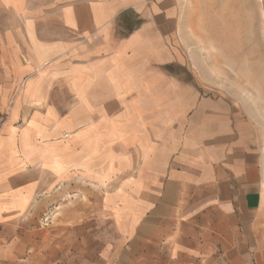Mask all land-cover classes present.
<instances>
[{
    "label": "crops",
    "instance_id": "0c3cea01",
    "mask_svg": "<svg viewBox=\"0 0 264 264\" xmlns=\"http://www.w3.org/2000/svg\"><path fill=\"white\" fill-rule=\"evenodd\" d=\"M239 3L200 5L198 43L239 44ZM0 14V264H46L62 230L38 221L64 202L154 264H264V123L232 95V58L191 52L179 0Z\"/></svg>",
    "mask_w": 264,
    "mask_h": 264
},
{
    "label": "rangeland",
    "instance_id": "374dc122",
    "mask_svg": "<svg viewBox=\"0 0 264 264\" xmlns=\"http://www.w3.org/2000/svg\"><path fill=\"white\" fill-rule=\"evenodd\" d=\"M206 1L210 5L216 0ZM179 2L182 18L186 22L192 20L196 27L190 40L191 52L196 56L201 53L207 58L215 59L212 64L218 63L223 70H228V62L225 59L232 58L233 67L236 69L232 75L239 90L232 92V95L247 108L256 121L264 123V94L257 91L264 87V0H239V4H244V8L248 9L237 14L245 35L237 45L217 46L199 44V36L195 34L203 17L200 5L207 4H202L201 0ZM0 17L7 18L6 14H0ZM214 54L218 55L214 57ZM247 58L252 59L246 61ZM248 72L254 75L255 92L246 90ZM227 80L224 79L223 84H228ZM75 210L79 211L78 222L70 218ZM85 210L81 204L64 202L44 212L38 225L45 228L58 226L62 230L58 246L48 252L46 264H154L151 253H137L134 251V245L123 243L113 221L101 216L97 212V206L96 213L88 220L83 214Z\"/></svg>",
    "mask_w": 264,
    "mask_h": 264
}]
</instances>
